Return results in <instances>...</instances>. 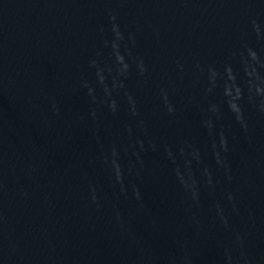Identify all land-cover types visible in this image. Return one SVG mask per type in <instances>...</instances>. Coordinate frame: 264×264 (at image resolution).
Here are the masks:
<instances>
[{
    "label": "water",
    "instance_id": "1",
    "mask_svg": "<svg viewBox=\"0 0 264 264\" xmlns=\"http://www.w3.org/2000/svg\"><path fill=\"white\" fill-rule=\"evenodd\" d=\"M0 264H264V0H0Z\"/></svg>",
    "mask_w": 264,
    "mask_h": 264
}]
</instances>
